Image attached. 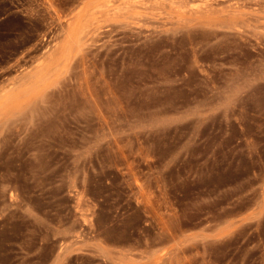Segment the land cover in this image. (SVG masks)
<instances>
[{
	"label": "rangeland",
	"instance_id": "rangeland-1",
	"mask_svg": "<svg viewBox=\"0 0 264 264\" xmlns=\"http://www.w3.org/2000/svg\"><path fill=\"white\" fill-rule=\"evenodd\" d=\"M0 264H264V0H0Z\"/></svg>",
	"mask_w": 264,
	"mask_h": 264
},
{
	"label": "bare ground",
	"instance_id": "bare-ground-1",
	"mask_svg": "<svg viewBox=\"0 0 264 264\" xmlns=\"http://www.w3.org/2000/svg\"><path fill=\"white\" fill-rule=\"evenodd\" d=\"M236 233V232H235ZM238 240V239H237ZM245 243V242H244Z\"/></svg>",
	"mask_w": 264,
	"mask_h": 264
}]
</instances>
